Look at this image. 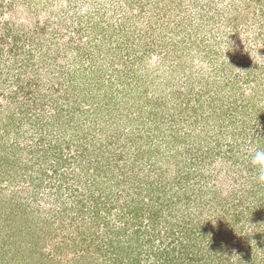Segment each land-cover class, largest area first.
<instances>
[{"label": "rangeland", "instance_id": "374dc122", "mask_svg": "<svg viewBox=\"0 0 264 264\" xmlns=\"http://www.w3.org/2000/svg\"><path fill=\"white\" fill-rule=\"evenodd\" d=\"M258 148L264 0H0V264H264Z\"/></svg>", "mask_w": 264, "mask_h": 264}, {"label": "clouds", "instance_id": "9594fccd", "mask_svg": "<svg viewBox=\"0 0 264 264\" xmlns=\"http://www.w3.org/2000/svg\"><path fill=\"white\" fill-rule=\"evenodd\" d=\"M250 163L257 171V179L264 183V149H256L250 156Z\"/></svg>", "mask_w": 264, "mask_h": 264}, {"label": "trees", "instance_id": "16d2710c", "mask_svg": "<svg viewBox=\"0 0 264 264\" xmlns=\"http://www.w3.org/2000/svg\"><path fill=\"white\" fill-rule=\"evenodd\" d=\"M120 229H122V228H120Z\"/></svg>", "mask_w": 264, "mask_h": 264}]
</instances>
